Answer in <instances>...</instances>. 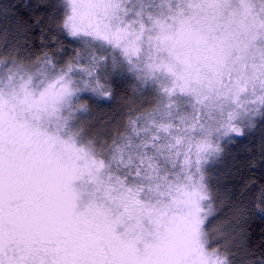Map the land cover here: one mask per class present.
Here are the masks:
<instances>
[{"label":"snow or ice","instance_id":"1","mask_svg":"<svg viewBox=\"0 0 264 264\" xmlns=\"http://www.w3.org/2000/svg\"><path fill=\"white\" fill-rule=\"evenodd\" d=\"M36 7L31 26L0 8V264H238L210 239L208 173L264 128V0ZM33 28L40 55L24 46ZM118 79L155 107L128 105L110 142L87 135L83 99L115 103Z\"/></svg>","mask_w":264,"mask_h":264},{"label":"trees","instance_id":"2","mask_svg":"<svg viewBox=\"0 0 264 264\" xmlns=\"http://www.w3.org/2000/svg\"><path fill=\"white\" fill-rule=\"evenodd\" d=\"M50 2L52 0H0V8L8 14L7 19L23 20L31 26L33 17H45V9L36 6ZM41 26L47 30L46 20ZM39 33L40 28H33L24 44L29 52L36 55L41 54L37 39ZM62 43L65 47H78L70 40L62 39ZM0 54L5 57L10 54L3 42H0ZM112 88L115 103H96V99L91 98L89 115H92V122L86 126V129H90L85 130L87 135L108 139L109 142L114 132L123 131V113L128 110V105L141 111H150L156 103L146 101L144 90H136L132 82L118 79ZM223 147V157L215 162L208 173L217 196V215L208 224L210 239L217 241L213 247L223 250L227 246L235 253L238 264L242 259L258 261L264 258V212L260 211V207L264 206L259 202L261 189H264V157L261 155L264 152V128L254 129ZM238 209H245L242 217ZM241 233L245 236L243 242L240 240Z\"/></svg>","mask_w":264,"mask_h":264},{"label":"rangeland","instance_id":"3","mask_svg":"<svg viewBox=\"0 0 264 264\" xmlns=\"http://www.w3.org/2000/svg\"><path fill=\"white\" fill-rule=\"evenodd\" d=\"M134 86H135V89L136 90H141V89H138L137 88V86L134 84ZM143 96H144V98L146 99V101H153V102H156V100H157V97L155 96V94L153 93V92H151V91H144V93H143ZM95 99H96V103H98V102H103V100L102 99H99V98H96V97H94ZM90 100L91 99H88L87 97H85L84 99H83V103L84 104H86L87 106H88V109H89V111H88V113H86V114H84L82 117H81V125H82V127L84 128V131L85 130H89V129H86L87 127H88V125L89 124H91V122H92V120H91V117H92V115L90 116L89 115V112H90V106L89 105H91V102H90ZM87 116V117H86ZM89 123V124H88ZM87 126V127H86ZM85 133H86V131H85Z\"/></svg>","mask_w":264,"mask_h":264}]
</instances>
